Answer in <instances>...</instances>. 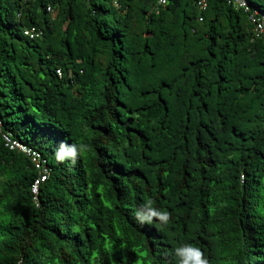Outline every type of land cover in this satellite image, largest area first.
Masks as SVG:
<instances>
[{
	"label": "trees",
	"instance_id": "16d2710c",
	"mask_svg": "<svg viewBox=\"0 0 264 264\" xmlns=\"http://www.w3.org/2000/svg\"><path fill=\"white\" fill-rule=\"evenodd\" d=\"M157 1L0 0V264H264V42Z\"/></svg>",
	"mask_w": 264,
	"mask_h": 264
},
{
	"label": "built area",
	"instance_id": "2783aa9c",
	"mask_svg": "<svg viewBox=\"0 0 264 264\" xmlns=\"http://www.w3.org/2000/svg\"><path fill=\"white\" fill-rule=\"evenodd\" d=\"M227 4L232 6L234 9L241 10L244 13H248V21L251 25V31L254 39H259L264 42V13L259 11L258 9H251L248 0H226ZM158 6L165 5V0H158ZM207 4V0H197V6L200 10H205ZM50 11V9H47ZM25 36L29 39L37 38L41 35V32L36 28H30L23 32ZM264 68V65H263ZM1 128V122H0ZM2 139L5 145L10 150H17L22 155L26 156L30 159L35 169L38 171V178L34 182L32 186V193L34 195L37 194V189L40 183H42L47 177V168L45 166V160L42 158L40 153L36 150L27 147L23 144L14 141L11 136L7 133L2 134Z\"/></svg>",
	"mask_w": 264,
	"mask_h": 264
},
{
	"label": "clouds",
	"instance_id": "9594fccd",
	"mask_svg": "<svg viewBox=\"0 0 264 264\" xmlns=\"http://www.w3.org/2000/svg\"><path fill=\"white\" fill-rule=\"evenodd\" d=\"M182 264H183V262H182ZM204 264H206V261L204 262Z\"/></svg>",
	"mask_w": 264,
	"mask_h": 264
}]
</instances>
